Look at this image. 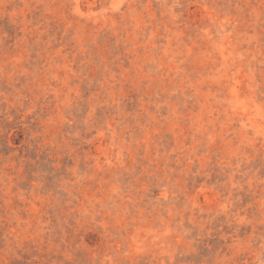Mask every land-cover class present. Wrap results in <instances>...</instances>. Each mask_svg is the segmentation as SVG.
Returning a JSON list of instances; mask_svg holds the SVG:
<instances>
[{"label":"rangeland","instance_id":"1","mask_svg":"<svg viewBox=\"0 0 264 264\" xmlns=\"http://www.w3.org/2000/svg\"><path fill=\"white\" fill-rule=\"evenodd\" d=\"M0 264H264V0H0Z\"/></svg>","mask_w":264,"mask_h":264}]
</instances>
